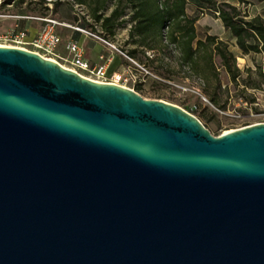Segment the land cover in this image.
Listing matches in <instances>:
<instances>
[{"label":"water","instance_id":"95a60500","mask_svg":"<svg viewBox=\"0 0 264 264\" xmlns=\"http://www.w3.org/2000/svg\"><path fill=\"white\" fill-rule=\"evenodd\" d=\"M0 264H264V122L0 45Z\"/></svg>","mask_w":264,"mask_h":264},{"label":"rangeland","instance_id":"374dc122","mask_svg":"<svg viewBox=\"0 0 264 264\" xmlns=\"http://www.w3.org/2000/svg\"><path fill=\"white\" fill-rule=\"evenodd\" d=\"M3 1L0 0V44L36 50L29 42L38 37L45 25L42 18L55 19L66 24H56L54 27L62 47L69 39H73L83 46L85 56L92 61H99V55L104 58L110 56L107 70L109 73L122 74L119 84L132 88L143 98L161 99L180 106L195 115L214 136L248 124L264 122V76L258 74L263 60L262 52L244 54L237 47L235 38L224 29L218 15L206 9L197 11L192 0L187 1L186 9L188 15H196L198 34L207 33L224 42L228 51L235 56V65L240 71L233 80L220 66V60H215L218 75L216 80L210 81V87L218 86L216 92L224 105L222 108H216L210 102L204 90L205 83L179 65L178 54L173 45L157 48L155 51L137 46L128 36V22L105 39L113 45L110 47L99 40L75 36L73 26L88 17L83 6L70 5L64 2L66 0H61L63 4L51 12L53 5L50 0L45 3L49 10H44L42 4L33 3L39 0H23L22 3L10 0L9 4H4ZM218 1L233 3L243 19L260 16L264 23V0ZM107 13H110L109 10ZM124 19L127 20L128 15ZM94 27L98 35L99 27ZM131 49L136 50L133 57L127 54ZM60 62L63 63L61 60Z\"/></svg>","mask_w":264,"mask_h":264},{"label":"trees","instance_id":"16d2710c","mask_svg":"<svg viewBox=\"0 0 264 264\" xmlns=\"http://www.w3.org/2000/svg\"><path fill=\"white\" fill-rule=\"evenodd\" d=\"M188 0H66L67 4L86 8L83 22H77L79 28H90L104 39L112 36L123 23H129L128 36L134 44L149 51L173 45L178 54V63L186 68L190 74L205 83V93L216 108L224 105L217 95V88H211L210 81L216 80L218 75L215 60H220L226 73L233 80L239 74L235 65V56L229 52L225 43L216 36L201 32L195 24L196 15L187 14ZM197 11L209 10L218 15L220 22L229 34L235 38V43L244 54L249 52L263 54L262 65L258 74L264 76V23L260 16L243 19L235 5L231 2L218 0H192ZM10 0H4L9 4ZM19 0L18 3H22ZM53 7L51 12L60 4L61 0H50ZM42 4L44 10L46 0L33 2ZM128 9V11H126ZM109 10L110 13H107ZM44 14V13H42ZM128 15V19L124 17ZM42 17V16H41ZM88 18V19H87ZM75 20L77 18L74 17ZM91 20V21H89ZM75 33L80 32L75 30ZM165 42L166 44H164ZM136 50L131 49L128 55L133 57ZM252 102V100H249Z\"/></svg>","mask_w":264,"mask_h":264},{"label":"built area","instance_id":"2783aa9c","mask_svg":"<svg viewBox=\"0 0 264 264\" xmlns=\"http://www.w3.org/2000/svg\"><path fill=\"white\" fill-rule=\"evenodd\" d=\"M42 20L46 23L41 28L42 30L39 32L38 37L29 42L36 49L31 51L45 58L57 61L63 67L71 69L83 77H87L97 82L101 81L119 84L118 82L122 79V74L118 72L109 73V71H107L108 62L111 60L110 56L104 58L102 55H99V61H97V63H91L89 58L85 56V49L83 46L73 39H69L66 42L64 45L65 54H61L57 50L58 46L61 44V40L54 27L56 24H66L50 18L43 17ZM73 28L79 31L80 34H84L90 39H94L96 41L99 40L107 46L113 47L109 41L105 40L99 34L97 35L96 32L92 31L90 28H79L77 26H73ZM16 47L28 49L27 47ZM60 60L63 61V63L60 62Z\"/></svg>","mask_w":264,"mask_h":264},{"label":"crops","instance_id":"0c3cea01","mask_svg":"<svg viewBox=\"0 0 264 264\" xmlns=\"http://www.w3.org/2000/svg\"><path fill=\"white\" fill-rule=\"evenodd\" d=\"M75 36L77 37V36H81V37H85L86 39H90V38H88L87 36H85L84 34L82 35V34H77V33H75ZM65 45V44H64ZM57 50H58V52H60L61 54H64L65 53V51H64V46L62 47V45H59L58 46V48H57ZM87 57V56H86ZM89 58V60H90V62L91 63H97V61H92L91 59H90V57H88ZM108 71V70H107Z\"/></svg>","mask_w":264,"mask_h":264},{"label":"bare ground","instance_id":"6f19581e","mask_svg":"<svg viewBox=\"0 0 264 264\" xmlns=\"http://www.w3.org/2000/svg\"><path fill=\"white\" fill-rule=\"evenodd\" d=\"M0 45H3V44H0ZM5 46H7V45H5Z\"/></svg>","mask_w":264,"mask_h":264}]
</instances>
